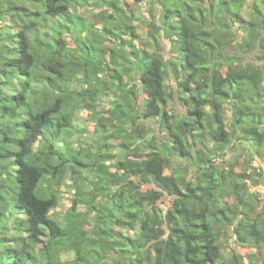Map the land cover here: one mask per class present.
I'll use <instances>...</instances> for the list:
<instances>
[{
    "label": "clouds",
    "instance_id": "obj_1",
    "mask_svg": "<svg viewBox=\"0 0 264 264\" xmlns=\"http://www.w3.org/2000/svg\"><path fill=\"white\" fill-rule=\"evenodd\" d=\"M0 264H264V0H0Z\"/></svg>",
    "mask_w": 264,
    "mask_h": 264
}]
</instances>
